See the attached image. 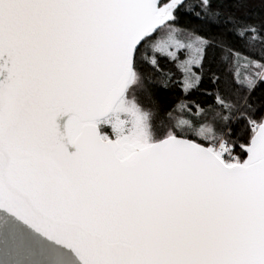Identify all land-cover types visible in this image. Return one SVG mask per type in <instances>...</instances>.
Instances as JSON below:
<instances>
[{
    "label": "snow or ice",
    "instance_id": "snow-or-ice-1",
    "mask_svg": "<svg viewBox=\"0 0 264 264\" xmlns=\"http://www.w3.org/2000/svg\"><path fill=\"white\" fill-rule=\"evenodd\" d=\"M0 264H264V0H0Z\"/></svg>",
    "mask_w": 264,
    "mask_h": 264
},
{
    "label": "water",
    "instance_id": "water-1",
    "mask_svg": "<svg viewBox=\"0 0 264 264\" xmlns=\"http://www.w3.org/2000/svg\"><path fill=\"white\" fill-rule=\"evenodd\" d=\"M66 121H67V117H65V118L61 119L60 121H58L60 123V125H61V129L62 130H63L64 125L66 124ZM73 151H74V149H73Z\"/></svg>",
    "mask_w": 264,
    "mask_h": 264
}]
</instances>
